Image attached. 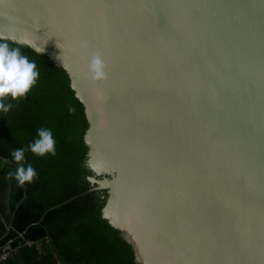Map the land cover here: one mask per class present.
<instances>
[{
    "label": "water",
    "instance_id": "1",
    "mask_svg": "<svg viewBox=\"0 0 264 264\" xmlns=\"http://www.w3.org/2000/svg\"><path fill=\"white\" fill-rule=\"evenodd\" d=\"M0 39L67 72L136 264H264V0H0Z\"/></svg>",
    "mask_w": 264,
    "mask_h": 264
},
{
    "label": "trees",
    "instance_id": "2",
    "mask_svg": "<svg viewBox=\"0 0 264 264\" xmlns=\"http://www.w3.org/2000/svg\"><path fill=\"white\" fill-rule=\"evenodd\" d=\"M6 42L35 62L39 76L24 97L5 98L12 107L0 111V256L7 253L0 264H136L119 233L101 218L106 193L91 190L88 181V125L67 72L45 54ZM40 128L51 131L55 155L28 149ZM19 148L25 149L22 163L36 172L23 186L6 179L18 167L12 151Z\"/></svg>",
    "mask_w": 264,
    "mask_h": 264
},
{
    "label": "clouds",
    "instance_id": "3",
    "mask_svg": "<svg viewBox=\"0 0 264 264\" xmlns=\"http://www.w3.org/2000/svg\"><path fill=\"white\" fill-rule=\"evenodd\" d=\"M39 54L43 50L34 47ZM101 65L99 57L92 60V68L98 70ZM39 73L36 71L35 62H30L26 55L21 54L19 48H10L6 42H0V111L8 112L12 105L3 102L5 98L11 97L16 100L24 97L35 84ZM74 108L69 107V112ZM28 149L35 155L44 156L48 153L55 155V140L48 129H37V138L29 144ZM14 161L18 164L15 172L6 173V179L15 178L20 186L31 182L36 175L35 169L28 164L25 166V149L19 148L12 151Z\"/></svg>",
    "mask_w": 264,
    "mask_h": 264
},
{
    "label": "built area",
    "instance_id": "4",
    "mask_svg": "<svg viewBox=\"0 0 264 264\" xmlns=\"http://www.w3.org/2000/svg\"><path fill=\"white\" fill-rule=\"evenodd\" d=\"M7 257L6 251H3V254L0 256V261H4Z\"/></svg>",
    "mask_w": 264,
    "mask_h": 264
}]
</instances>
